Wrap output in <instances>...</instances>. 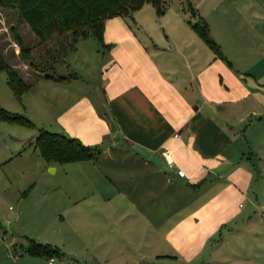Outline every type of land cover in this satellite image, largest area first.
I'll return each instance as SVG.
<instances>
[{
  "label": "crops",
  "instance_id": "crops-1",
  "mask_svg": "<svg viewBox=\"0 0 264 264\" xmlns=\"http://www.w3.org/2000/svg\"><path fill=\"white\" fill-rule=\"evenodd\" d=\"M222 1L206 20L221 56L192 27L198 12L159 14L147 2L106 18L103 43L79 39L61 73L70 77L38 76L9 100L37 133L99 147L93 159L37 161L70 165L63 211L76 214L62 234L119 239L120 251L103 254L112 264H264V0ZM9 229L0 264H46L24 252L28 235L17 241ZM29 235L61 249L51 264L79 263L56 238Z\"/></svg>",
  "mask_w": 264,
  "mask_h": 264
},
{
  "label": "rangeland",
  "instance_id": "rangeland-1",
  "mask_svg": "<svg viewBox=\"0 0 264 264\" xmlns=\"http://www.w3.org/2000/svg\"><path fill=\"white\" fill-rule=\"evenodd\" d=\"M166 14L179 6L185 8L187 14L192 8L207 20L220 13L224 6L222 0H163ZM231 2L240 0H229ZM226 2V1H225ZM191 9V10H192ZM145 10V9H142ZM154 14V11H153ZM26 47H31L27 59L21 52L20 40ZM59 41L49 42L47 45L39 42L28 23L20 16L17 9L0 5V50L18 73L28 81H34L39 74L40 64L49 72L67 73L65 65L74 49L66 53L64 49H50L46 46L58 47ZM77 45V44H76ZM58 51V52H57ZM73 55V54H72ZM33 62L34 65L31 63ZM7 72H0V103L12 111L9 100H15L13 91L7 82ZM37 129L19 123L0 121V235L5 229L16 237L17 241H24V236L40 233L42 239H57L59 246L67 252L69 259H78L77 264H93L94 254L100 261L97 264H112L104 257L110 253L120 251L123 246L120 240L97 243L98 238L93 232L82 230L79 241L70 239L62 234L63 227L71 222L76 214L73 209L63 211L67 200L65 187L68 186L70 165H60L58 170L51 167H41L38 160L39 151L34 148L33 139ZM35 150V151H34ZM100 152L98 150L97 154ZM70 179V180H69ZM26 194V195H25ZM69 207L71 203L67 204ZM77 213H78V209ZM76 217V215H75ZM82 227H79L80 229ZM12 236V235H11ZM64 246H63V244ZM22 246L26 242H22ZM105 258V259H103ZM65 261V260H62ZM57 260L56 263H60ZM72 260L66 264H73ZM159 264H184L183 261L167 259Z\"/></svg>",
  "mask_w": 264,
  "mask_h": 264
},
{
  "label": "trees",
  "instance_id": "trees-1",
  "mask_svg": "<svg viewBox=\"0 0 264 264\" xmlns=\"http://www.w3.org/2000/svg\"><path fill=\"white\" fill-rule=\"evenodd\" d=\"M147 2L152 3L159 14L164 12L163 0H0V5L17 9L40 43L47 45L49 42L59 41L58 47L46 46L47 52L50 49H64L67 53L69 49L76 47L79 39L89 36H96L103 43L106 18L116 15L132 16L135 10ZM191 25L215 53L221 56L219 44L210 35L207 21L199 16L196 21L191 22ZM20 46L25 58L29 59L31 47H26L21 40ZM31 64L34 65L33 62ZM36 67L39 68V74L34 78L41 75L58 80L70 77L69 74L51 73L42 67L41 63ZM1 71L7 72V82L14 95L20 100L23 93L32 86L33 81L21 76L0 50ZM0 121L19 123L27 127L36 126L27 115L10 111L1 103ZM33 144L45 161L58 163L93 159L100 150L97 146L84 144L75 136L42 127L38 128ZM23 250L32 255L48 258L63 255L60 248L29 236L26 238Z\"/></svg>",
  "mask_w": 264,
  "mask_h": 264
},
{
  "label": "built area",
  "instance_id": "built-area-1",
  "mask_svg": "<svg viewBox=\"0 0 264 264\" xmlns=\"http://www.w3.org/2000/svg\"><path fill=\"white\" fill-rule=\"evenodd\" d=\"M163 155L166 159V162L168 164V166L175 170L179 175L184 176L185 175V170L180 168L177 163L175 162V160L173 159L172 155L166 150L163 152ZM54 261L53 257H49L46 261V264H51Z\"/></svg>",
  "mask_w": 264,
  "mask_h": 264
},
{
  "label": "water",
  "instance_id": "water-1",
  "mask_svg": "<svg viewBox=\"0 0 264 264\" xmlns=\"http://www.w3.org/2000/svg\"><path fill=\"white\" fill-rule=\"evenodd\" d=\"M51 169H53V168H51Z\"/></svg>",
  "mask_w": 264,
  "mask_h": 264
}]
</instances>
